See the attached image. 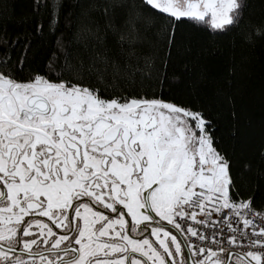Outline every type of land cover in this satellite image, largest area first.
Here are the masks:
<instances>
[{
    "label": "snow or ice",
    "instance_id": "1",
    "mask_svg": "<svg viewBox=\"0 0 264 264\" xmlns=\"http://www.w3.org/2000/svg\"><path fill=\"white\" fill-rule=\"evenodd\" d=\"M78 7L66 38L64 0H33L18 49L15 0H0V264H264V89L246 155L255 130L232 81L209 104L168 71L228 37L235 77L237 52L264 49V0L259 17L251 0ZM45 24L55 43L37 67ZM182 26L208 43L193 52Z\"/></svg>",
    "mask_w": 264,
    "mask_h": 264
},
{
    "label": "trees",
    "instance_id": "2",
    "mask_svg": "<svg viewBox=\"0 0 264 264\" xmlns=\"http://www.w3.org/2000/svg\"><path fill=\"white\" fill-rule=\"evenodd\" d=\"M84 3V0H64L65 8L61 15V22L57 29V35L63 31L65 37L70 35L71 28L69 22L74 19L75 13L79 11L78 5ZM251 14L259 17L261 13L260 0H251ZM33 0H15V19L7 25L8 32L13 38L18 37L20 44L17 48L26 43L25 33L31 34L35 14L32 11ZM42 16L47 18V11L42 10ZM67 16V20L65 19ZM184 39L189 43L195 52L200 46L208 43L209 37L206 33L182 26ZM221 41V48L224 53L217 56H206L203 59L196 60L189 57L186 61L183 58H177L169 66V75L175 74L181 77L182 81L197 80L200 87L207 93V97H201L202 101L213 104V96L217 88L226 87L227 81H232V89L237 94L238 101L242 102L246 115L252 120V127L255 135L248 145L244 146L246 155H251L259 142V126L261 120L262 100L261 92L264 89V49L257 45L254 49L237 52V63L241 65L235 77L227 75V49L229 47L228 37L218 38ZM55 43V36L49 34L47 24L42 37H32V63L33 66L43 67L46 63V57L49 50ZM15 54V53H14ZM185 63L189 64L190 71H185ZM203 77V79H202ZM165 85V89H167ZM179 95H183L180 93ZM224 118L219 121L220 129H224ZM220 133L218 132V135ZM225 146L230 147V142L225 136ZM238 152L240 148L237 149Z\"/></svg>",
    "mask_w": 264,
    "mask_h": 264
}]
</instances>
